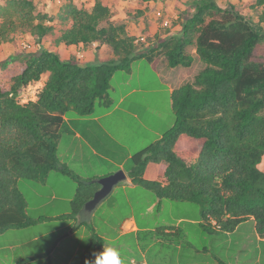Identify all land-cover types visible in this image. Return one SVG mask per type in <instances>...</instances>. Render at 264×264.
I'll return each instance as SVG.
<instances>
[{
	"label": "trees",
	"instance_id": "trees-1",
	"mask_svg": "<svg viewBox=\"0 0 264 264\" xmlns=\"http://www.w3.org/2000/svg\"><path fill=\"white\" fill-rule=\"evenodd\" d=\"M189 4L190 10L173 19L172 29L163 28L165 37L147 27L156 41L144 46L135 43L125 24L111 21L109 0H94L91 7L64 0L57 14L59 31L36 0H0V45H11L23 34L37 42L49 38L55 46L0 53V234L46 219L28 215L20 179L44 182L60 170L76 181L66 218L83 211L100 184L98 178H81L61 165L64 115L84 117L97 104L111 106L113 75L130 71L133 61L144 58L161 76H177L171 94L175 122L131 157L132 182L152 189L160 199L199 204L203 225L216 231L233 232L253 218L264 236V171L258 167L264 155V59L256 54L264 40V10L254 20L234 4ZM263 5L264 0H255L251 8ZM95 43L109 44L117 57L83 65L75 54L63 58L58 50L61 44L86 48ZM45 74L37 99L21 103L18 95ZM150 163L158 167L153 180L145 177ZM84 224L92 237L80 264H94L105 241Z\"/></svg>",
	"mask_w": 264,
	"mask_h": 264
},
{
	"label": "rangeland",
	"instance_id": "rangeland-1",
	"mask_svg": "<svg viewBox=\"0 0 264 264\" xmlns=\"http://www.w3.org/2000/svg\"><path fill=\"white\" fill-rule=\"evenodd\" d=\"M36 1L38 7L48 12L52 17L51 22L59 31L62 25L58 22L57 14L64 0ZM76 1L84 3L87 7H91L94 3V0ZM217 1L221 6L234 4L238 10L251 16L254 20H257L261 11L264 10V5L263 7L251 8L255 0ZM109 2L112 9L111 21L125 24L129 33L137 30V28L140 29V24H146L147 27L153 28L150 24L154 21L152 18H155L154 13L157 11L176 12L177 15H180L183 11L190 10L189 0H159L150 1L151 3L142 0H109ZM153 30L155 31V29ZM23 41H29L33 44L31 50L37 49L36 39L18 34L13 44L0 45V53L8 54L16 50L31 51L24 48ZM40 46V48L55 49L54 43L49 38L42 39ZM87 52L93 53L94 57L99 60L113 58L112 55L117 57L113 48L106 43L99 44L98 47L92 45L86 48L81 47L80 50L72 49L67 54L59 51L61 56L68 57L73 53V55L84 59L88 55ZM84 53L85 55L82 56ZM256 54L259 58L264 59V40L257 46ZM153 75L148 60L136 59L132 62L130 71L124 69L114 74L111 79L112 85L116 86L118 82L124 79L123 88L119 89L120 86H118L117 92L109 91V94L114 97L125 88L132 86L154 87ZM46 76L47 74L40 79L42 85ZM0 80H3L1 75ZM163 88L166 89L167 86H163ZM145 101H148L149 106L153 108V114L151 111L140 112L141 116L148 122L157 123L159 119L156 118L155 113L158 112L164 114V121L167 118L166 115H169L168 119L170 118V120L175 118L174 111L169 107V96L166 90L146 94ZM167 103L168 108L165 109ZM103 109L97 104L96 111ZM153 117L156 118L155 121ZM134 134L129 133L130 138ZM139 144L140 142L136 145V153L148 147L150 141ZM131 168L130 159L123 170L129 172ZM55 173L53 172L47 181L48 184H46L47 182L29 179L18 181V187L26 200L30 217H52L54 214H58L59 217L54 216L32 226L9 228L2 232L0 234V264H17L29 254L36 256V258L28 261V264H80L81 254L90 244L92 235L85 224L77 223L74 228L78 230L77 235L74 238L65 239L60 242L59 246L57 245L58 240L64 237L69 229V227L64 226L68 220L65 216L67 213L64 214V212L71 211V202H67L65 198H74L76 186L74 180H72L74 189H71L69 182L59 183L57 178L53 176ZM66 181L71 182L68 178ZM138 189V192L130 193L132 208L124 198H117L114 204H112V200H109L100 205L91 222H87L90 227L97 226L99 232L113 238V243L117 241L121 245L118 251L123 264H129L131 258L142 261L143 253H145L150 264H217L218 260L230 264H256L255 253L259 254L261 258L259 264H264V242L257 239L253 220L242 222L239 230L232 234L216 231L210 226L203 225L204 221L202 222L199 204L171 198L160 199L152 189L142 185ZM52 190L57 192L55 194L56 199L51 197ZM132 210L139 225L150 228L139 232V242L133 233L122 234L119 225L126 215L131 214ZM198 220L201 221L198 222ZM165 228L171 232H166ZM36 235L38 239L33 240ZM77 244L81 249L75 251Z\"/></svg>",
	"mask_w": 264,
	"mask_h": 264
},
{
	"label": "crops",
	"instance_id": "crops-1",
	"mask_svg": "<svg viewBox=\"0 0 264 264\" xmlns=\"http://www.w3.org/2000/svg\"><path fill=\"white\" fill-rule=\"evenodd\" d=\"M172 14V13H171ZM172 15H176L174 12ZM153 17V15H152ZM175 17V16H174ZM154 19V18H152ZM142 23V22H141ZM152 29H157V31H163V28L158 27L155 21H152ZM146 25V24H144ZM174 33H177V29H173ZM168 34H173V32H169ZM98 43H95L94 46H97ZM81 47H77L75 45H71L65 47L63 44L59 45L58 50L67 54L69 50L79 49ZM75 53V51H72ZM72 53V54H73ZM71 54V53H69ZM87 56L81 58L82 64H88L90 60L95 59L93 53H88ZM85 53L82 55L84 56ZM71 55H68V57ZM63 58H68L62 56ZM111 57H114L113 55ZM84 59V60H83ZM84 65V64H83ZM153 71V82L154 87L151 88H141L137 86H132L131 88H125L118 95L111 97L112 105L109 107H105L104 104H99L100 107H103V110L95 111L93 114L89 116H76L74 114H66L64 115V125L62 126L61 137L58 144V157L61 165L67 166L74 174H77L79 177L84 179H96L117 171L118 169H123L125 164L131 159V157L136 153V145L138 142L140 144L150 141L151 145L158 139H160L167 131H169L175 122V118L173 120L168 119L169 115H166V120L164 121V114L160 112L155 113L156 118L159 119L157 123L148 122L147 119L141 116L140 112L151 111L153 114V108L149 106V102L145 101L146 94L148 93H159L161 91L166 90L169 96V107L172 109V100L171 94L176 85L177 79L174 77L176 75L167 74L165 76H161L159 72L149 64ZM155 72V73H154ZM114 76V75H113ZM155 76V78H154ZM47 77V76H46ZM152 77V75H151ZM177 77V76H176ZM124 79L117 83L116 86H110L109 91L117 92L118 86L119 89L123 88ZM163 86H167L166 89ZM168 108L165 104V109ZM173 110V109H172ZM159 114V115H158ZM153 117L154 121L156 120ZM130 129V130H129ZM129 133H135L132 138H130ZM139 144V145H140ZM258 167L264 171V155L262 157L261 162ZM125 171V170H124ZM53 172H56L53 176L57 178L59 183L69 182L71 189H74V183H72V178L68 175H65L60 170L52 171L48 178L44 181L45 183L52 176ZM126 178L118 183L112 192L103 199L97 207L92 211V213L81 212L76 218H68L67 223L64 226L69 227L68 232L64 237L58 240L57 245H60V242L65 239L74 238L77 235L76 229H74L76 224L80 223L84 225V222H91L92 218L95 216L96 211L104 202L112 200V204L115 203L117 198H124L126 202L131 205L130 193L135 191L138 192V188L140 185L132 182L131 178L128 176V172H126ZM158 167L157 165L150 163L145 171V177L147 179L153 180L157 178ZM68 180L70 181H66ZM71 178V179H70ZM75 186H76V181ZM48 184V182L46 183ZM76 189V187H75ZM52 198L56 199L55 195L57 192L52 190ZM116 194V195H115ZM116 196V197H113ZM64 199V198H63ZM72 197H67L65 200L67 202L72 201ZM69 200V201H68ZM26 211L28 213L27 203H26ZM69 213V211H65L64 214ZM57 218L58 214H54ZM52 216V217H54ZM44 218H52L50 216H39ZM36 217V218H39ZM182 219V218H180ZM248 220H253L250 218ZM247 220V221H248ZM201 220H198L200 222ZM254 221V220H253ZM120 227L122 230V234L133 233L136 236L137 242H139V232L141 230L150 229L148 227H142L139 225L135 218V214L132 210L131 214L126 215L122 221L120 222ZM241 225V224H240ZM240 225L233 231L228 233H235L239 230ZM73 227V228H72ZM125 227V228H124ZM124 228V230H123ZM95 231L105 240L104 248L113 247L117 250L120 249L121 245L117 243H113L114 239L106 236L104 233L99 232L97 226L94 227ZM166 232H171L169 229H164ZM256 237L259 241L264 242V236L260 235L256 231ZM38 236H34L33 240H37ZM109 241H108V240ZM118 240V239H115ZM20 244V243H19ZM18 244V245H19ZM12 246V245H10ZM80 247L77 244L75 246V251ZM81 249V248H80ZM52 251L50 252V254ZM75 252L73 253V255ZM36 258L34 255H26L21 261H24L23 264H28V261ZM259 254L255 253V263L259 264L260 262ZM129 264H150L143 253V260L137 261L134 258L130 259ZM179 264V263H177Z\"/></svg>",
	"mask_w": 264,
	"mask_h": 264
},
{
	"label": "built area",
	"instance_id": "built-area-1",
	"mask_svg": "<svg viewBox=\"0 0 264 264\" xmlns=\"http://www.w3.org/2000/svg\"><path fill=\"white\" fill-rule=\"evenodd\" d=\"M172 14L170 12L165 13L162 11H157L154 13L155 18L154 17L153 18L156 24L158 25V27L160 28L169 27L172 29V21L173 19H177L176 15H172ZM140 25H141L140 29L137 28V30H133L132 32H130V35L134 36L135 43L139 45L149 46L156 40L153 38V34H151L149 30H147L146 25H142V24ZM143 30L145 31L143 32ZM155 31H157V29ZM158 32H160L162 37H165L167 35V33L164 31H158ZM150 36H152L151 40L149 39ZM22 45L24 46L25 49L31 50L33 44L30 43L29 41H23ZM40 47H41L40 42H37L36 48H40ZM41 87H42L41 80L33 82V83H29L24 88L22 93L18 95L17 99L21 103H27L29 101H34L37 99V94Z\"/></svg>",
	"mask_w": 264,
	"mask_h": 264
},
{
	"label": "water",
	"instance_id": "water-1",
	"mask_svg": "<svg viewBox=\"0 0 264 264\" xmlns=\"http://www.w3.org/2000/svg\"><path fill=\"white\" fill-rule=\"evenodd\" d=\"M126 178V173L123 169H119L109 175L98 178L100 187L95 191L93 197L85 202L83 211L92 213L97 205L105 199L114 189V187ZM82 211V212H83Z\"/></svg>",
	"mask_w": 264,
	"mask_h": 264
},
{
	"label": "clouds",
	"instance_id": "clouds-1",
	"mask_svg": "<svg viewBox=\"0 0 264 264\" xmlns=\"http://www.w3.org/2000/svg\"><path fill=\"white\" fill-rule=\"evenodd\" d=\"M94 264H122L120 253L116 248L107 247L96 254Z\"/></svg>",
	"mask_w": 264,
	"mask_h": 264
}]
</instances>
